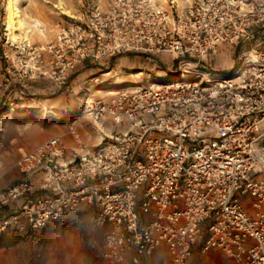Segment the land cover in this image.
Listing matches in <instances>:
<instances>
[{
  "label": "built area",
  "instance_id": "built-area-1",
  "mask_svg": "<svg viewBox=\"0 0 264 264\" xmlns=\"http://www.w3.org/2000/svg\"><path fill=\"white\" fill-rule=\"evenodd\" d=\"M219 46L240 48L232 68L212 66ZM30 52L37 74L60 83L85 60L125 52L168 54L176 67L84 101L94 144L73 122L69 156L62 134L22 153V177L0 190V208L23 202L0 215V235L40 230L86 206L104 227L110 264H137L160 246L174 264L195 246L264 264V0H109Z\"/></svg>",
  "mask_w": 264,
  "mask_h": 264
},
{
  "label": "rangeland",
  "instance_id": "rangeland-1",
  "mask_svg": "<svg viewBox=\"0 0 264 264\" xmlns=\"http://www.w3.org/2000/svg\"><path fill=\"white\" fill-rule=\"evenodd\" d=\"M5 3L0 0V190L20 180L15 161L22 153L68 132L73 122L83 140L97 142L93 121L82 112L86 97L97 99L120 86L145 84L146 78L159 79L176 67L168 54L125 52L85 60L60 83L37 74L30 51L36 45L56 44L62 27L94 9L105 10L109 0H17L22 24L13 30L6 28ZM239 49L219 46L211 56L214 69L232 68ZM102 127L109 132L112 126L108 121ZM102 232L92 220L67 214L40 230L5 233L0 235V264H99Z\"/></svg>",
  "mask_w": 264,
  "mask_h": 264
},
{
  "label": "crops",
  "instance_id": "crops-1",
  "mask_svg": "<svg viewBox=\"0 0 264 264\" xmlns=\"http://www.w3.org/2000/svg\"><path fill=\"white\" fill-rule=\"evenodd\" d=\"M108 130L111 131L112 127H110ZM58 134L63 135V138H64V140L68 146V151H67L66 155L69 156L71 149L74 148V140L68 132L64 131V132H60ZM89 139H90V137L87 138V140L84 139V141L88 142ZM37 145L29 147L28 150L37 146ZM17 175H18L17 177H19V179H21V177H22L21 174H17ZM32 183L37 185V187H38L39 183H40V177L34 176L32 178ZM11 184L5 186L4 188L10 186ZM44 192L45 191H43V190H38V193L42 194ZM242 201L245 204V206L247 207L248 211H251L252 209H251L250 204H249L250 198L247 196L242 197ZM22 202H23V198H19L17 200L10 202L8 205L0 208V215L3 213L12 212L13 210L20 207ZM69 214L72 218L75 217V218H79V219L92 220L90 212L88 211V208L86 206H83L80 210H78L76 212L69 213ZM98 228H100L101 230H104V227H102V226H98ZM99 260H100L99 264H110L107 261H105L104 259H99ZM116 264H133V263H131L129 260H126L124 262L116 263ZM137 264H174V263L171 261L170 256H169L166 248L164 246H160V247H157L150 256L143 257L140 260V262ZM183 264H234V261L230 258H227L226 255L221 250H219L217 248H212L206 252H201L199 250V248L197 246H195L193 248L192 254Z\"/></svg>",
  "mask_w": 264,
  "mask_h": 264
},
{
  "label": "bare ground",
  "instance_id": "bare-ground-1",
  "mask_svg": "<svg viewBox=\"0 0 264 264\" xmlns=\"http://www.w3.org/2000/svg\"><path fill=\"white\" fill-rule=\"evenodd\" d=\"M16 1L17 0H6V3H5V7L7 10L6 28L8 30L16 29L17 28L16 23L22 24V21L19 19V13H18V8H17L18 6H16ZM89 98L90 97H86L84 101L88 103L90 101Z\"/></svg>",
  "mask_w": 264,
  "mask_h": 264
}]
</instances>
